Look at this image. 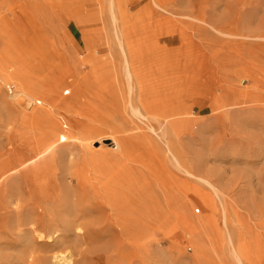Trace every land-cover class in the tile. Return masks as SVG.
<instances>
[{
	"label": "rangeland",
	"instance_id": "rangeland-1",
	"mask_svg": "<svg viewBox=\"0 0 264 264\" xmlns=\"http://www.w3.org/2000/svg\"><path fill=\"white\" fill-rule=\"evenodd\" d=\"M114 15L116 21L106 0H0V63L10 78L0 82V162L32 156L40 138L34 117L48 114L51 122H66L68 131L71 121H91L96 133L81 128L75 136L92 143L97 164L73 147L72 170L86 171L88 182L82 187L77 177L67 178L57 192L70 182L103 205L108 197L95 196L89 186L97 176L122 170L133 144L131 156L148 152L149 167L128 162L126 179H111L135 204L129 232L104 217L110 210L101 205V220L99 213L91 220L114 226V233L70 238L73 264H264V0H116ZM82 77L101 112L95 121L89 120L95 109L84 118L58 109V99L74 93L64 83ZM20 80L42 100L16 95ZM65 87L72 92L63 93ZM80 110L85 113L84 106ZM23 142L31 147L18 146ZM141 202L148 212L144 230ZM8 214L0 211V264H30L38 246L20 241L23 233L11 227L15 215ZM176 214L189 219L190 232Z\"/></svg>",
	"mask_w": 264,
	"mask_h": 264
},
{
	"label": "bare ground",
	"instance_id": "bare-ground-1",
	"mask_svg": "<svg viewBox=\"0 0 264 264\" xmlns=\"http://www.w3.org/2000/svg\"><path fill=\"white\" fill-rule=\"evenodd\" d=\"M26 1L32 2V0H26ZM106 1L108 4L109 11L112 12V18L114 21H116V18L114 15V9L116 7V0H106ZM119 37L120 36H118V38ZM119 46H120V49H121L123 55L126 56V50H125L124 44L120 40H119ZM6 73L7 72L5 71L4 66L0 63V82L1 83L2 82L8 83V81L10 80V78L7 77ZM68 78H70V76ZM132 78H133L132 69H131V67L128 66L127 69L125 70V79L127 82L129 93H130L131 88H132V86H131ZM25 82H27V81L26 80H20L19 85H20L21 89L16 92L17 93L16 95H19V97H24V98L30 100L32 103L33 102H40L42 99L36 98L34 95H32L33 92L31 93V90L29 87L30 85L26 84ZM83 82H84V77H82L78 80L70 79L69 81L64 83V84H67L66 87H68L69 89L71 88V90L74 93H73V96L70 100L58 99V109L59 110L60 109H66V110L72 109L74 111V113L77 114L76 116L77 117L82 116L81 118L86 117L90 111H93V109H95V111L93 112L94 114L92 116H90L92 118L89 119V120L95 121L96 120L95 118L98 117L99 114L101 115V112L98 110L97 107H95L93 105V103L91 102V98L87 96L86 92L84 91L85 88L83 87ZM51 83H53V82H51ZM57 83H56V86L61 87V85L59 86V84H57ZM53 87H54V85H53ZM66 87L62 89V92L64 93V91H65L66 94L70 93L71 90H69L67 88V91H66ZM46 91H48V89ZM50 92L53 94V92L51 90H50ZM105 92L106 91H103V94ZM12 93L13 92H11V95H10L11 100H13L15 98ZM44 94H46V93H44ZM36 95H37V93H36ZM96 96L100 102L108 104L109 107L113 105L112 101L108 100L107 96H104V95L99 94V93H97ZM51 101H53V100H51ZM130 104H131V106H130L131 111L134 114H140L139 110L132 104L131 101H130ZM50 105H51V103H50ZM81 105L84 106L85 113H82V111L80 110ZM78 110H80L81 112H78ZM48 117H49L48 114H45L46 119H41V118L39 119V117L38 118L34 117V119L37 120V122H38V124L34 125V127L37 128V130L40 134V138L37 139L34 143L35 150L33 151V154L31 157L24 158L25 157L24 156L23 158L19 159V158H17V155H12L13 159L11 160V162H9V163H8V161L0 162V211H2L4 214L10 213V214L15 215L13 217V224L11 223L12 224L11 227L13 229H15L16 231L23 233L22 237H20V241H22L26 245H30V247L32 245L38 246L37 249H34L32 251V256H30V258L32 260L30 261V264H32V263L33 264H71V263L73 264L74 255L76 256V253H74V255H73V251L70 249H73L75 247L74 245H76V244H74V241H76V239H83L85 234H90V235L93 234V236H94V234L95 235L98 234L97 237L99 235H102V236L104 235V237H105L106 232L114 233V232H111L114 226L111 227L112 229L108 226L109 224L104 225V227H103L102 224H96L97 222L95 223V222H93V220H91V217H93V215L95 213H99V217H98V214L96 215V217H98V219L101 220L102 216L100 218V212L101 213L103 212L101 210L102 203H101V205H99V204H96L97 201L95 200L96 201L95 202L93 198L92 199L86 198L87 197L86 194L90 195L89 194L90 192L87 193V191H85L86 187L84 189H82L81 191L79 190L80 191L79 192L77 189L72 187L70 185V182H69L68 184L66 183V186L64 187L62 192L61 191L57 192L58 191L57 189L60 187L59 182L62 181L65 185V182H66L65 180L67 178L69 179V178L77 177L80 180V184L82 187H84V184L88 182L87 181L88 175H87L86 171H83L82 169L72 170V167L74 164L73 158H74V154H75L74 152L72 153V148L75 146H78L79 149H81L83 154H82V152L80 154L83 155V157H82L83 160L88 159L90 162H93V163L95 161L97 162L96 156L94 154L95 151L91 150V149H93L91 147L92 143L84 144L82 139L78 140L75 136V132L77 131V129L83 128V130H84V129L88 128L89 129L88 132L91 129L92 130L94 129V131L95 130L97 131V129L93 128L90 125L92 123L91 121L84 122L82 120L76 119L74 121H71V123H70V126L72 127V131H70V129L68 131V128L66 127V122H62V121L51 122L48 120ZM100 118H102V117L100 116ZM163 120L165 122L167 119L164 118ZM165 125H167L166 122H165ZM96 131L93 133H96ZM118 131L119 130L117 129V132ZM120 141L123 142V145L128 144L126 142V139H120ZM64 142H67V145L61 146V143H64ZM13 144H14V142H12V140L9 139L8 146L10 148H13ZM144 144L151 145V141H149L148 143H144ZM131 145H129V146H131ZM147 145H143V146H147ZM18 146L31 147V142H23V143L19 144ZM133 146H136V145L133 144L131 147H133ZM131 147H129V148L126 147L127 152H126V158L125 159L128 160L130 165H131V163L134 164V162L135 163L138 162L141 164V166H146L148 168L149 167V164L147 165V160H148L147 153L148 152L147 153L141 152V153H139L138 156H131V154H132V152H130ZM21 148H23V147H21ZM100 149H101V147H100ZM148 151H149V149H148ZM96 154H98V153H96ZM98 156H100V155H98ZM104 156H106V155H104ZM172 156H173V160L176 162V164L178 166H180L179 160L176 158V156H174V154H172ZM47 158H49V159L47 160ZM57 161H60V164L62 166V167L61 166L60 167L63 168L62 172H61L62 173L61 176H62V179L64 181L62 179H59L61 177L59 176L60 171L59 170H58L59 172L57 171V168L59 169V166H57L58 165ZM96 162L94 164L95 166L97 164ZM126 164H123L122 170L120 169L117 172L115 171L116 173H110L109 176H107V177L105 176V178H103V179H101L99 176L96 175L98 177L96 179L97 184L96 185L90 184V186H89V188L91 187L90 188L91 191L93 190L95 192V194H94L95 196H97L99 198H101V195L108 197V198H104L103 205L104 204L107 205V206H105V207H108L106 210H110V213H105V214L102 213V214L104 215V217H107V219H113L112 224L119 227L120 228L119 231L123 232L125 234H127L129 232L130 227H132L134 222H135V219L133 218V214L135 212V209L132 208L133 207L132 205H135V204L132 203L133 201L130 200L131 198H129L130 201L128 200V198L126 197V191H124L122 189L117 191L115 189V186H113V182L111 184V179L114 180L115 177H117V179L121 182V180L119 178H121V177L125 178V176H127L125 174V171L129 167ZM123 170H125V171H123ZM187 173H189V172H187ZM101 177H103V176L101 175ZM93 181H94V179H93ZM167 181H169V180H167ZM109 183H110V185H109ZM115 184L119 185L117 183H115ZM161 184H163V183H161ZM82 187H80V188H82ZM60 189H61V187H60ZM141 190H143V189H141ZM214 190H216V188ZM136 191H137V189H136ZM143 191L145 192V190H143ZM139 194H137L138 197H140ZM134 195H135L134 197H137L136 194H134ZM143 195H144V193H143ZM143 195H141L140 198H142ZM90 197H93V195L92 196L90 195ZM146 197H147V195H146ZM143 198H145V197H143ZM145 199H143L144 203H145ZM193 199H191V200H193ZM134 202H136V200H134ZM137 202H138V200H137ZM142 203L143 202L140 203L142 206V208L140 207V210H141V212L143 211L141 214V217L143 219V220L141 219L142 220L141 230H144L143 227L144 226L146 227V223H147L146 221L148 219L147 218L148 212L146 213L147 208L144 205L147 204L148 202H146L144 205ZM140 204L138 203V206ZM11 205H13L14 208H12ZM135 207H137V206H135ZM166 209H167V207H166ZM104 211H105V209H104ZM10 214H8V215H10ZM135 214H136V212H135ZM8 215H7V218H9ZM183 215H185V214H183ZM183 215H177L176 214L175 218L178 220V223L180 224V228H182L184 226L190 232V229L188 228L190 225L189 219ZM10 217H11V215H10ZM173 218H174V216H173ZM222 218H223V216H222ZM103 219H105V218H103ZM10 220H11V218H10ZM7 223L8 222H6V225H7ZM99 223H101V221ZM138 226H140V225H138ZM177 226L178 225H176L175 227H177ZM175 227H174V229H175ZM3 229H5V228H3ZM115 229H116V227H115ZM7 230H8V227H7ZM109 230H111V231H109ZM194 231L195 230L193 229L192 230L193 234H194ZM80 232H82V233H80ZM98 232H100V233H98ZM192 232H191V235H192ZM12 233L13 232H11V235H12ZM14 233H16V232H14ZM188 234H186V235H188ZM13 236H15V235H13ZM192 236H194V235H192ZM85 237H88V236L86 235ZM106 237H108V235ZM17 238L18 237H16V239ZM70 238L75 239L74 241H72L73 242L72 244H74V245H72L70 243V240H69ZM77 245L79 247L80 244L77 242ZM81 245H82V243H81ZM71 246L73 248H71ZM31 248H33V247H31ZM242 248L238 249V251L234 250L236 256L238 257V261L240 263L242 262V259H241L242 256L240 255V253H242L244 251V250L242 251Z\"/></svg>",
	"mask_w": 264,
	"mask_h": 264
},
{
	"label": "built area",
	"instance_id": "built-area-1",
	"mask_svg": "<svg viewBox=\"0 0 264 264\" xmlns=\"http://www.w3.org/2000/svg\"><path fill=\"white\" fill-rule=\"evenodd\" d=\"M12 88H13V87H10V89H9V91H10V94H11V92H12V91H11V90H12Z\"/></svg>",
	"mask_w": 264,
	"mask_h": 264
}]
</instances>
